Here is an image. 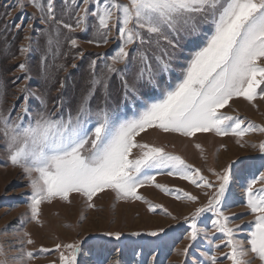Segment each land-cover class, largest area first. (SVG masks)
Masks as SVG:
<instances>
[{
	"label": "snow or ice",
	"instance_id": "6c2138e0",
	"mask_svg": "<svg viewBox=\"0 0 264 264\" xmlns=\"http://www.w3.org/2000/svg\"><path fill=\"white\" fill-rule=\"evenodd\" d=\"M27 4L38 14H30L24 29L20 24L0 28V39L10 48L9 32L33 29L31 21L42 25L32 35L26 34L27 43L18 48L24 60L16 71L24 75H14L7 82L0 78L4 164L20 168L30 189L28 211L18 220L20 231L12 229L19 237L18 254L9 257L0 244V264H30L36 258L27 247L34 241L23 227L32 221L40 223L41 205L46 202L71 203L77 195L94 208V197L111 191L118 201H144L151 211L159 207L171 215L141 195L139 190L145 186L177 200L199 202V196L183 188L158 183L159 175L187 181L207 197L206 204L184 218L187 238L208 245L201 253V264H218L216 250L221 245L230 249L224 259L231 264H256L257 260L264 264V142L258 145V167L256 161L242 158L228 161L220 170L208 165L207 171L215 177L211 180L167 145L143 139L154 130L189 140L198 134L231 135L240 143L251 132H264V126L222 111L234 99H264V0H27ZM16 6L23 13L25 0H17ZM76 33L87 34L86 43L95 47L118 43L111 55L95 53L87 58L80 95L73 108H66L65 90L72 77L70 73L60 77L59 72L78 69L76 61L86 59ZM33 54L39 56L41 82L35 87L28 83L33 79L29 66ZM60 58L65 62L56 64ZM8 84L20 93L17 99L22 103L5 110L2 101ZM53 87L59 93L55 97ZM194 146L204 152L200 143ZM250 167L259 174L252 173L240 188L253 220L241 229L232 219L235 213L229 212L233 190ZM206 215L211 219L204 225ZM209 227L219 235L213 237ZM8 231L6 227L4 232ZM103 235L120 241L123 233ZM131 235L160 238L167 232L158 228ZM146 243L153 249L157 246L156 241ZM189 247L181 254L186 256ZM56 248L69 251L60 253L63 264H77L82 254L79 241ZM152 261L160 264L155 256ZM96 264L122 262L109 254Z\"/></svg>",
	"mask_w": 264,
	"mask_h": 264
},
{
	"label": "rangeland",
	"instance_id": "374dc122",
	"mask_svg": "<svg viewBox=\"0 0 264 264\" xmlns=\"http://www.w3.org/2000/svg\"><path fill=\"white\" fill-rule=\"evenodd\" d=\"M16 4L17 0H0V28L4 24H20L21 29H24L30 22V14L34 12L38 14L34 6L27 4V0H25L26 7L23 13L19 6L14 7ZM31 23L33 29L42 27L36 21H31ZM33 29L9 32L7 35L8 43L11 44L10 48L5 46L3 39H0V49H3V52H0V78L5 82L14 75H24V73L16 71V66L24 60V57L19 56L18 48L21 44L27 43L23 37L26 34L32 35ZM13 35H15L14 42H12ZM76 35L80 37L86 59L76 61L78 69L69 68L68 73L59 72L60 77H66L69 73L72 77L65 90L66 108H73L80 95L83 77L86 76L87 58H94L95 53L111 55L118 43L110 42L107 46L95 47L93 44L86 43L89 38L87 34L76 33ZM115 35L116 32L113 31V36ZM38 60V54H33L29 62L33 79L28 83L34 87L41 83ZM63 62L65 61L60 58L55 63ZM51 70L55 72L56 68L53 66ZM163 79L166 80L167 77ZM6 93L2 101L5 110L22 103V99H17L20 93L11 84L7 85ZM51 94L53 97L59 95L55 87ZM113 96L118 101L119 94L115 86L113 87ZM125 111L130 113L131 110L126 108ZM222 111L234 116L239 115L245 119L246 123L251 121L256 125L264 126V99L257 98L254 102H248L242 98L234 99ZM143 139L155 144L167 145L169 151L181 154L188 163L201 168L204 175L214 180L215 177L207 171L208 165L220 170L228 161L242 158L246 162L256 161L258 167L260 156L258 145L264 142V132H251L240 143H237V137L231 135L217 137L210 133L198 134L197 138L189 140L178 134H165L154 130H150ZM194 143H200L204 152L201 153L196 149ZM241 144L244 146L241 147ZM254 144L257 147H253ZM172 145H175V148ZM5 160L6 155L0 149V244L4 245L7 255L12 257L18 254L19 240L18 236L12 234V229L20 231L21 224L18 223V220L22 214L28 211L26 194L30 192V189L22 170L10 164L5 166ZM252 173L259 174L256 172V168L246 169L233 190L232 207L229 214L235 213L232 219L240 225L241 229H246L248 221L253 220V216L244 206V197L240 188V184L250 178ZM157 182L167 185L169 188H183L185 191L199 196L200 200L198 203L192 204L186 200H177L174 196L168 195L154 186H145L139 190L141 195L153 205H162L171 215H166L159 207L155 212L151 211L149 203L144 201H118L111 191L94 197V208H88L84 199L77 195H73L71 203L59 199L53 200L51 203L46 202L41 205L40 223L32 221L23 227V230L30 233V238L34 241L33 244L27 246L29 250L36 253V258L30 264H63L60 260V253L64 252L65 255H68L69 251L66 248L57 250L56 245H68L78 241L82 254L77 257V264H96L98 259L109 254H112L113 260L119 259L122 264H153V256L160 264H201V253L208 248V245L201 239L192 242L187 238L188 225L184 218L190 216L196 208L206 204L207 197L203 195V190L195 188L178 177L159 175ZM172 217H176V219H172ZM210 219V215H206L203 224H208ZM6 227L9 229L7 233L4 232ZM158 228H165L167 235L160 238L131 235L133 232L143 234ZM117 231L123 233L120 241L103 235L107 232ZM208 231L213 237L219 235L210 227ZM147 241H156L155 249L147 244ZM216 242L220 243L219 240ZM190 244L191 247H189ZM186 247H189V250L185 256L181 253ZM41 249L50 251L44 252ZM229 251L230 249L223 245L216 250L218 264H231L230 260L224 259V253ZM256 264H260V262L257 260Z\"/></svg>",
	"mask_w": 264,
	"mask_h": 264
}]
</instances>
